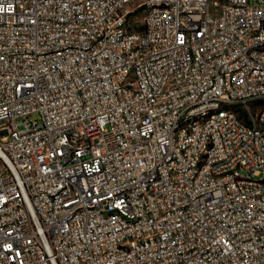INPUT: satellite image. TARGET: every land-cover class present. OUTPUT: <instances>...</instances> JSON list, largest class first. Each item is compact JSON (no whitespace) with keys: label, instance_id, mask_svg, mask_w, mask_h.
Instances as JSON below:
<instances>
[{"label":"built area","instance_id":"2783aa9c","mask_svg":"<svg viewBox=\"0 0 264 264\" xmlns=\"http://www.w3.org/2000/svg\"><path fill=\"white\" fill-rule=\"evenodd\" d=\"M260 101L264 0H0V264H264Z\"/></svg>","mask_w":264,"mask_h":264},{"label":"rangeland","instance_id":"374dc122","mask_svg":"<svg viewBox=\"0 0 264 264\" xmlns=\"http://www.w3.org/2000/svg\"><path fill=\"white\" fill-rule=\"evenodd\" d=\"M141 14H143V12H140L138 15L141 16ZM258 105H259V107L264 108V101L258 102ZM30 118L39 119L40 115H39V113H32V114H30Z\"/></svg>","mask_w":264,"mask_h":264}]
</instances>
